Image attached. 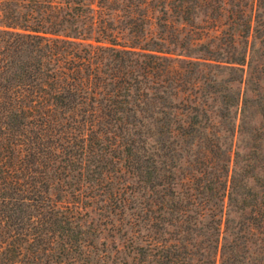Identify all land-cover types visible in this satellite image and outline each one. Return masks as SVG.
Returning <instances> with one entry per match:
<instances>
[{"label": "trees", "instance_id": "1", "mask_svg": "<svg viewBox=\"0 0 264 264\" xmlns=\"http://www.w3.org/2000/svg\"><path fill=\"white\" fill-rule=\"evenodd\" d=\"M33 1L39 5V17L32 15L35 25L28 23V13L24 23L9 22L0 30V264H84L95 234L75 211L58 207L51 191L64 189L91 202L103 197L107 208L118 206L124 214L131 198L130 186L120 185L122 172L149 191L142 217L150 229L168 232L165 223L198 227L207 214L213 224L205 227L215 243L205 247L202 264H236L238 252H226L220 241L228 231L231 241L244 238L246 252L249 243L255 244L250 236L264 228V203L254 187L230 178L224 163L216 201L205 198L201 177H194L193 192L185 197L159 166L164 163L157 150L170 149L176 139L205 148V129L208 141L221 148L212 114L193 95L200 85L190 80L189 63L180 64L160 49L118 43L100 14L84 17L80 5L85 0L60 4L58 14L51 4ZM251 20H244V30L252 28ZM78 22L92 31L96 26L97 34L78 30ZM222 104L227 112L219 116L228 118L226 132L235 138L248 101L240 97ZM256 105L264 109L261 101ZM232 108L237 109L236 122ZM198 162L205 166V153ZM227 199L245 215L246 227L243 222L230 227L227 217L223 230ZM168 211L181 215L178 224L161 215ZM190 229L196 230H183ZM175 241L150 243L149 250L136 247L132 264H145L146 257L156 263L160 258L158 264H183L188 245L181 238Z\"/></svg>", "mask_w": 264, "mask_h": 264}, {"label": "rangeland", "instance_id": "2", "mask_svg": "<svg viewBox=\"0 0 264 264\" xmlns=\"http://www.w3.org/2000/svg\"><path fill=\"white\" fill-rule=\"evenodd\" d=\"M40 1L43 3L41 6L51 4L52 10L58 14L59 5L71 0ZM80 7L84 17L95 15L97 19L100 14L104 25L114 29L118 43L170 52L180 64L189 63L190 80L199 81L200 90L193 95L198 97L200 104L205 102L212 114L215 130L220 131L217 143L221 148L208 141L205 129V148L202 144H189L187 138L186 142L179 138L170 149H158L164 163L159 166L167 176L173 177L175 190L186 197L193 192L194 177H201L205 181V198L216 201L219 181L226 174L221 166L225 163L230 169L229 177H236L241 185L248 183L254 187L257 200L264 203V118L261 117L264 109L252 106L257 101L264 103V0H85ZM184 7L187 9L185 13ZM38 9L39 5L33 0H0V30L7 29L9 22L24 23L23 18L28 13L31 14L28 15V23L35 25L32 15L39 17ZM242 9L248 12V16H243ZM246 19H252V28L244 30ZM45 25L48 27L49 23L45 22ZM78 30L92 36L97 34L96 26L94 31L88 30V24L83 25L82 22H78ZM242 59H245L244 64H239ZM240 97H244L249 106L244 116L239 114L240 131L234 138L226 132L228 118L219 115L221 110L227 112L222 104L224 99L232 101ZM236 110L231 109L233 122H236ZM151 142L153 144V140ZM204 153L205 166L198 162L204 158ZM122 176L120 185L130 186L127 197L131 198L124 214L118 206L113 210L107 208L103 197L91 202L88 198H73L64 189L51 191L58 207L75 211L95 234L94 241H90L86 248L89 253L84 264H132L136 247L144 246L149 250L150 243H177V238L188 245L185 251L192 253H183V264H202L205 247L215 243L205 227L213 224L210 216L206 214L202 218L204 223L198 227H194L193 222L183 227L165 223L170 233L155 232L142 217L149 191L129 173L122 172ZM235 209L227 199L223 230L227 217L230 227L238 222H243V227H246L248 220L245 215ZM161 215L172 219L175 224L179 223L176 218L181 216L177 211L162 212ZM191 215L196 213L191 212ZM186 226L196 230L185 231ZM127 235L138 239L129 241ZM149 236L170 241H144ZM232 237L228 231L223 232L220 244H225L226 252H238V257L234 256L236 264H264V228L250 236L255 244L247 242L251 247L248 252L241 247L244 238L231 241ZM146 259L145 264H158L160 258L157 263L153 257ZM221 260L220 249L218 261Z\"/></svg>", "mask_w": 264, "mask_h": 264}]
</instances>
